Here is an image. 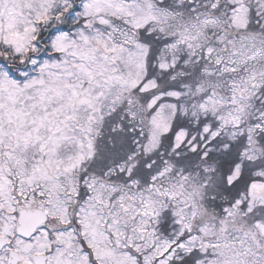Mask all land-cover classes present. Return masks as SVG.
Masks as SVG:
<instances>
[{"label":"snow or ice","instance_id":"snow-or-ice-1","mask_svg":"<svg viewBox=\"0 0 264 264\" xmlns=\"http://www.w3.org/2000/svg\"><path fill=\"white\" fill-rule=\"evenodd\" d=\"M0 264H264V0H0Z\"/></svg>","mask_w":264,"mask_h":264}]
</instances>
